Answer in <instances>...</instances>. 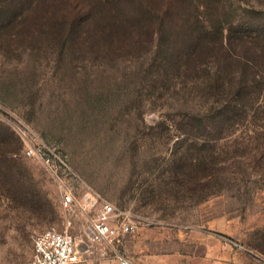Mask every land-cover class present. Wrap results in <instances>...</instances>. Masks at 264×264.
Wrapping results in <instances>:
<instances>
[{
  "label": "rangeland",
  "instance_id": "374dc122",
  "mask_svg": "<svg viewBox=\"0 0 264 264\" xmlns=\"http://www.w3.org/2000/svg\"><path fill=\"white\" fill-rule=\"evenodd\" d=\"M92 4L96 18L61 27ZM244 7L232 56L178 59L174 33L149 36L146 19L118 20L103 0H0V264L30 260L47 229L85 237L62 191L81 199L86 184L137 225L124 252L139 264H264V63L258 83L245 65L264 20ZM14 115L58 155L53 167L24 154L35 139Z\"/></svg>",
  "mask_w": 264,
  "mask_h": 264
},
{
  "label": "trees",
  "instance_id": "16d2710c",
  "mask_svg": "<svg viewBox=\"0 0 264 264\" xmlns=\"http://www.w3.org/2000/svg\"><path fill=\"white\" fill-rule=\"evenodd\" d=\"M81 1L69 0L70 3L77 2L78 4ZM103 2L105 6L109 7L108 14L118 20L123 17L129 18V16L146 19V23L142 26L147 29L149 36L152 35L151 31L154 32L156 30H159V33L162 31L174 33L172 38L168 37L167 43L168 46L172 44L174 51L177 52L178 59H189L190 57H195L198 53L208 54L213 49H217L219 52L222 51L224 56L225 54L232 56L229 46L233 44L234 25L237 21L240 22L236 17L237 7L239 8L243 5L245 6L242 9L244 12L252 14L250 16H254L257 19L264 20V8L257 9L253 0H196L194 3L191 0H103ZM236 4L237 6L234 8ZM88 7L83 11L75 9L71 12V15L70 13H65L63 15V21H65L64 23L61 21V27L65 23L76 25L96 18L98 6L92 4ZM202 12L204 17L200 16ZM115 27H120V25L115 22ZM253 34L258 37L260 35L264 36L262 29H259V33H251L252 36L250 38L255 39ZM235 37L241 39L240 44L242 46L249 44L243 42L245 37L243 34H238ZM180 39L183 40L185 49L177 51L178 47L175 43H179ZM210 41L213 45H210ZM252 42L254 46L249 44L250 49L246 47V54L250 53L251 55L250 57L248 56V60H245V65L252 68L253 77L250 82L258 83L260 80H257V73L253 69L256 66L253 63H264V46H260L256 40ZM252 54H254V57ZM236 60L239 61V59ZM247 82L243 78L239 84L242 86ZM237 92L240 95L242 92L241 88Z\"/></svg>",
  "mask_w": 264,
  "mask_h": 264
},
{
  "label": "built area",
  "instance_id": "2783aa9c",
  "mask_svg": "<svg viewBox=\"0 0 264 264\" xmlns=\"http://www.w3.org/2000/svg\"><path fill=\"white\" fill-rule=\"evenodd\" d=\"M11 124L22 137L28 139V127L21 118L14 115ZM30 137L35 140L29 141L27 148L23 149L24 154L43 159L53 167L54 157L58 155L44 141ZM79 199L72 187L64 185V207L70 210L76 207L87 218L84 240L77 242L79 237L67 229H47L33 235V256L22 264H77L91 256L114 260L117 264H139L124 252V235L137 229L128 214L87 184L84 195Z\"/></svg>",
  "mask_w": 264,
  "mask_h": 264
},
{
  "label": "water",
  "instance_id": "95a60500",
  "mask_svg": "<svg viewBox=\"0 0 264 264\" xmlns=\"http://www.w3.org/2000/svg\"><path fill=\"white\" fill-rule=\"evenodd\" d=\"M80 240H84V238H83V237H79V238L77 239V242H79Z\"/></svg>",
  "mask_w": 264,
  "mask_h": 264
},
{
  "label": "crops",
  "instance_id": "0c3cea01",
  "mask_svg": "<svg viewBox=\"0 0 264 264\" xmlns=\"http://www.w3.org/2000/svg\"><path fill=\"white\" fill-rule=\"evenodd\" d=\"M85 264V263H84Z\"/></svg>",
  "mask_w": 264,
  "mask_h": 264
}]
</instances>
